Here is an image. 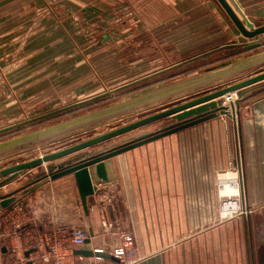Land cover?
I'll list each match as a JSON object with an SVG mask.
<instances>
[{"label": "crops", "instance_id": "obj_1", "mask_svg": "<svg viewBox=\"0 0 264 264\" xmlns=\"http://www.w3.org/2000/svg\"><path fill=\"white\" fill-rule=\"evenodd\" d=\"M231 2L244 17L264 23V0ZM123 9L141 20L130 21L128 27L130 45L137 46L133 58L120 61L180 63L171 70L158 68L161 76L184 68L183 63L197 62L196 71L190 75L194 76L221 62L223 59H215L227 55L230 48L224 47L238 39L235 25L218 0H0V47L7 52L17 46L20 55L14 69L19 87L12 88V94L32 95L35 107L38 99L41 103L43 92L54 97L58 88H70L67 68H63L66 65L59 60L66 59L68 64L75 61L68 50L74 51L70 36L74 20L82 29L93 25L103 30L104 20H111ZM96 19L97 23H91ZM58 34L63 37L58 38ZM142 46L147 50L143 55L137 51ZM62 48L64 55L60 54ZM261 51L264 46L244 55ZM57 76L66 78L65 83H51ZM247 90L239 119V146L234 136L241 189L252 210L244 215L241 227L233 219L218 222L214 211L180 214L187 204V181L195 178L187 176V169H211V159L216 165L219 156L221 161L229 160L230 154L222 136L210 141L211 151L208 147L187 149L189 137L194 143L205 142L197 135L172 134L112 158L108 165L111 179L98 184L95 194L88 197V211L73 174L52 180L38 178L37 170H32L31 175L21 174L1 187L0 195L12 196L14 202L7 208L0 205V264H43L40 257L50 247L67 250L69 235L78 226L87 229L91 238L83 249L109 244L115 237L103 234L104 219L133 231L139 254L145 258L140 264H259L258 250L251 257L248 250L233 245L241 228L247 229L248 221L252 224L253 215L264 230V81ZM175 142L177 146H173ZM195 179L202 180L203 184H195L199 189L207 194L213 191L212 177ZM34 210L39 212L35 218ZM171 238L179 239L177 247ZM41 244L46 246L41 249ZM29 250L33 251L27 256Z\"/></svg>", "mask_w": 264, "mask_h": 264}, {"label": "rangeland", "instance_id": "obj_2", "mask_svg": "<svg viewBox=\"0 0 264 264\" xmlns=\"http://www.w3.org/2000/svg\"><path fill=\"white\" fill-rule=\"evenodd\" d=\"M140 20V17L136 16L133 12L131 13L128 9L116 11L111 16V20H104L106 23L102 28L103 30H98L93 25L90 27H84L82 29L81 23H78L76 20H74V24H76L74 25V30L71 31L70 34L72 40L75 42L74 51L72 48H68V50H70V52H72V54L75 56V61L68 64V62H65L66 59L59 60L60 64L66 65L63 68H67L66 76L67 80L69 81L68 83H72L70 85L71 87L69 88L68 86V88H58L56 92L58 94L54 97H52L53 95L48 97L43 92L40 95V97H42L41 103L38 104V99L35 107H32L35 103L33 102L32 98L34 97L32 95L17 96L16 94H12V88L17 89L19 87V85L16 86L17 80L15 78L18 76L16 74L17 70H14L17 66L15 65L16 61L20 57L17 52V46L14 47V50L10 49L7 52H5L2 47H0V142L23 133L32 132L34 130L100 109L114 102L141 94L153 88L171 84L178 80L190 77V75L196 71L194 68L198 66L197 62L183 63L182 65H184V68L181 67L177 71H173L161 76L159 72L161 69L158 68H163L165 70L167 66V68H170L169 70H171L180 63H149L141 61L132 64L129 61H120L121 58L128 60L129 57L133 56V52L137 49V46L134 47L130 45L128 27L130 21L139 23ZM101 22L103 23V21ZM91 23H97V19ZM140 33V31L137 32V34ZM62 37L63 36L58 34V38ZM120 38L124 39L125 41L121 40ZM58 49L60 48L58 47ZM62 49L63 52L60 54H66L65 49ZM137 51H141L142 55L147 52L144 46L138 47ZM7 55L10 57H5L4 59L2 58L3 56ZM262 71H264V64L245 70L221 81L200 87L195 91L161 100L159 102L129 111L120 116L100 121L98 123L78 128L41 142L28 144L2 153L0 154V169L21 161L30 160L42 154L56 151L77 142L108 132L116 127L128 124L174 104H178L183 100H189L218 89L226 88ZM13 72L14 75L12 74ZM65 80L66 78L58 77L54 80H51V83L55 82L57 84H63L65 83ZM238 92H231L219 98L218 102L221 103L223 107H226V114L209 120L210 122H208L206 125L200 126L199 124L192 128L175 133H181L182 135L187 136L197 135L200 137L199 140H205V142L201 141L194 143L193 138H187L186 147L190 150L200 148L202 149V147L203 150H205V147H208L207 149L210 148V150L213 151V144L210 141L217 140V136H222L225 143L223 146L224 148L229 149L230 154V161L228 159L221 161L219 156L217 162H215L216 165H214V160L211 159L213 164L211 169L205 167L187 169V176H193L195 178L206 177L207 179L212 177L213 191L209 192L210 194H207L206 191L195 186V184H203L201 182L202 180L199 181L198 179L194 178L190 179V181H187L185 197L187 204L185 208H182L184 209L182 212L180 209V214L192 215L194 213H201L206 215L210 212L213 213L214 211V213L216 212L217 219L220 220L221 204L223 202L222 200L227 197L226 195L238 193L241 194V192H243L240 186L241 175L237 165L235 164L237 148L234 141V136H237L238 141L239 119L241 116L242 105L247 98L246 93L248 90L242 98L239 96ZM3 103L4 107L2 106ZM8 103H10V105H8ZM219 118L220 120L217 122V119ZM174 123L175 120H173L171 117L163 118L159 121L118 135L71 155L45 162L30 169L25 174L31 175L32 170H37L35 176H38V178H50V174L55 170L70 165L80 159L111 150L134 141L140 137L155 133L158 130L167 128ZM232 123L234 126H232ZM177 145V142L173 144V146ZM217 151H219V149H217ZM229 171H237L238 173L237 181L239 184V189L233 190L232 192L222 190V184L226 181L222 175H224L223 173ZM195 200L197 202H195ZM199 201L200 204L198 203ZM211 204L214 205L211 207ZM244 217L245 216L241 214L232 219L237 220L238 226L241 227L242 224H244ZM232 219H230V221ZM182 225L184 226V224ZM174 228L177 229V224H174ZM172 229L171 237L173 236ZM258 229L259 227L256 224L255 217L253 215L252 241L254 243L255 250H257L258 247V238L256 239V231ZM170 241L171 243L176 241L175 246L177 247V242L179 239L171 238ZM234 241V246H240V250H247V232L245 227L244 229L241 228L240 236L235 238ZM136 242L138 244L137 239ZM261 242L264 244V240ZM137 247H139V245H137Z\"/></svg>", "mask_w": 264, "mask_h": 264}, {"label": "water", "instance_id": "obj_3", "mask_svg": "<svg viewBox=\"0 0 264 264\" xmlns=\"http://www.w3.org/2000/svg\"><path fill=\"white\" fill-rule=\"evenodd\" d=\"M218 2L225 10L228 18L235 25L234 32L238 35L236 42L224 47L230 48V50H228V54L219 55L217 59H215H223L221 62L206 68L204 71L194 76L153 88L141 94L114 102L100 109L34 130L32 132L17 135L5 141H1L0 154L28 144L41 142L100 121L120 116L140 107L178 96L194 89L221 81L253 67L263 65L264 51L248 55H244V52L264 46V23L257 24L255 21L244 17L238 12L231 0H218ZM262 81H264V71L236 82L226 88L218 89L205 95L174 104L138 120L116 127L108 132L77 142L65 148L3 167L0 169V188L25 173L28 169L41 165L45 162L71 155L118 135L159 121L163 118L171 117L175 120V123L167 128L160 129L155 133L140 137L111 150L80 159L70 165L55 170L50 174V178L52 180L73 174L77 182L83 206L85 210L88 211V197L95 194L98 184L109 182L111 179L108 165L112 158L147 143L178 133L188 128H192L201 123L217 118L220 115L226 114V107H223L221 103L216 101V98L235 91H241L238 93L242 98L247 92V90L243 89H248L249 87ZM13 202L14 197L7 196L3 198L0 195V205L3 208H7ZM90 241L91 238H88L86 243H89ZM3 250H6V248H3ZM32 251L33 250L27 251L26 255L29 256ZM76 254L92 256L93 251L80 248L76 250ZM103 256L108 257V255L104 254ZM262 259L264 260V257Z\"/></svg>", "mask_w": 264, "mask_h": 264}, {"label": "built area", "instance_id": "obj_4", "mask_svg": "<svg viewBox=\"0 0 264 264\" xmlns=\"http://www.w3.org/2000/svg\"><path fill=\"white\" fill-rule=\"evenodd\" d=\"M240 165V167H239ZM239 173L241 164L237 165ZM241 184V181H240ZM224 183L222 184V187ZM241 186V185H240ZM241 190V189H240ZM222 200L221 216L219 221L230 220L241 214L249 215L252 210L247 205L244 193L228 194ZM22 210V206L19 207ZM227 212V213H225ZM229 213V214H228ZM39 212L34 210L33 218L37 217ZM20 223V221H19ZM103 234L114 236L113 242L96 246L92 249V256H83L76 254V250L86 244L90 238L89 231L83 227H75L69 235V244L67 250H61L58 246H52L49 251L41 255L43 264H140L144 261L138 251L135 234L131 230L121 229V226L113 221L104 219L102 221ZM46 245L41 244L40 248ZM44 250V249H43ZM108 255V257L103 256Z\"/></svg>", "mask_w": 264, "mask_h": 264}, {"label": "flooded vegetation", "instance_id": "obj_5", "mask_svg": "<svg viewBox=\"0 0 264 264\" xmlns=\"http://www.w3.org/2000/svg\"><path fill=\"white\" fill-rule=\"evenodd\" d=\"M250 222V223H249ZM259 229L256 231V239H257V250H258V260H259V264H264V260L262 259L264 257V244L261 242L262 240H264V230L262 229L263 225L262 224H258ZM246 232H247V250L249 251V253L251 254L252 257V253H254V243L252 241L253 239V232H252V224L251 221H248L246 224ZM262 234V235H261ZM255 257V255H254ZM263 260V261H261Z\"/></svg>", "mask_w": 264, "mask_h": 264}, {"label": "bare ground", "instance_id": "obj_6", "mask_svg": "<svg viewBox=\"0 0 264 264\" xmlns=\"http://www.w3.org/2000/svg\"><path fill=\"white\" fill-rule=\"evenodd\" d=\"M218 98H220V97H218ZM215 100H217V98ZM29 170L30 169H28L26 172H28ZM25 173H23V174H25ZM223 174L224 175H222V174L221 175L224 177V180L226 179V181L224 182V186L222 187V190H227L229 192H232L233 190L239 189V184H238V181H237L238 180V173H237V171L236 172H230L229 171V172H226V173H223Z\"/></svg>", "mask_w": 264, "mask_h": 264}]
</instances>
